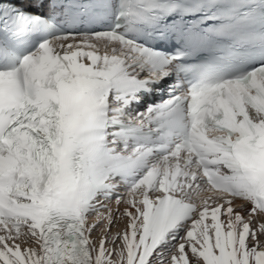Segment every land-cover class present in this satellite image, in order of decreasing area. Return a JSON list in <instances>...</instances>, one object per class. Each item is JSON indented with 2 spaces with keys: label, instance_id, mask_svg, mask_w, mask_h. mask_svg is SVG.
I'll return each mask as SVG.
<instances>
[{
  "label": "snow or ice",
  "instance_id": "snow-or-ice-1",
  "mask_svg": "<svg viewBox=\"0 0 264 264\" xmlns=\"http://www.w3.org/2000/svg\"><path fill=\"white\" fill-rule=\"evenodd\" d=\"M0 264H264V0H0Z\"/></svg>",
  "mask_w": 264,
  "mask_h": 264
}]
</instances>
